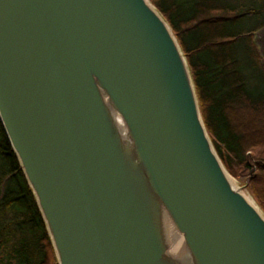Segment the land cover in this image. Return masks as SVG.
<instances>
[{
	"label": "water",
	"instance_id": "water-1",
	"mask_svg": "<svg viewBox=\"0 0 264 264\" xmlns=\"http://www.w3.org/2000/svg\"><path fill=\"white\" fill-rule=\"evenodd\" d=\"M0 123L58 264H264L148 0H0Z\"/></svg>",
	"mask_w": 264,
	"mask_h": 264
},
{
	"label": "trees",
	"instance_id": "trees-1",
	"mask_svg": "<svg viewBox=\"0 0 264 264\" xmlns=\"http://www.w3.org/2000/svg\"><path fill=\"white\" fill-rule=\"evenodd\" d=\"M148 1L185 57L219 160L264 214V65L254 42L264 29V0ZM0 264H58L1 123Z\"/></svg>",
	"mask_w": 264,
	"mask_h": 264
},
{
	"label": "rangeland",
	"instance_id": "rangeland-1",
	"mask_svg": "<svg viewBox=\"0 0 264 264\" xmlns=\"http://www.w3.org/2000/svg\"><path fill=\"white\" fill-rule=\"evenodd\" d=\"M254 42H255V45H256V47L258 49V52L260 54L262 63L264 65V29H261V30H259L258 32H256L254 34ZM233 179L235 180V182H234L235 185L240 187L241 186L240 183L235 178H233ZM242 192L257 206V204L255 203V201L253 200V198L250 196V194L248 193V191L246 190V188H242Z\"/></svg>",
	"mask_w": 264,
	"mask_h": 264
}]
</instances>
